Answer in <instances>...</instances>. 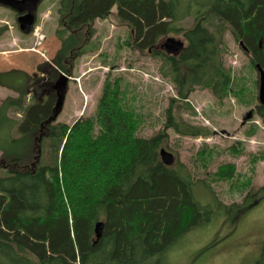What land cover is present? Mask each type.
<instances>
[{
    "label": "trees",
    "instance_id": "16d2710c",
    "mask_svg": "<svg viewBox=\"0 0 264 264\" xmlns=\"http://www.w3.org/2000/svg\"><path fill=\"white\" fill-rule=\"evenodd\" d=\"M114 8L118 25L129 30L125 46L159 59L162 78L176 91L162 128L150 137L137 135L143 113L126 101L121 79L105 81L94 117L72 125L53 120L55 72L73 77L95 21L110 17ZM188 17L193 19L189 27L174 25ZM57 19L60 49L47 72V95L25 105L23 90L28 82L35 84L36 76L16 69L0 72V78L14 75L22 84L16 87L19 97L0 107V167L6 174L0 177V264H148L163 258L212 217L211 209L197 202L186 167L177 158L169 167L161 161L169 132L209 135L184 122L175 107L188 109L191 94L206 90L218 104L231 97L240 106L254 102L264 127L258 80L239 76L224 60L229 33L247 54L251 71L256 74L258 65L264 72V0H188L185 8L180 0H60ZM172 34L185 44L170 56L156 46ZM6 103L22 114L19 120L8 116ZM228 150L239 153L233 146ZM197 155L209 157L204 149ZM257 161L253 157L252 163ZM220 173L231 178L235 165L220 167ZM99 222L104 227L97 239ZM255 264H264V246Z\"/></svg>",
    "mask_w": 264,
    "mask_h": 264
},
{
    "label": "rangeland",
    "instance_id": "374dc122",
    "mask_svg": "<svg viewBox=\"0 0 264 264\" xmlns=\"http://www.w3.org/2000/svg\"><path fill=\"white\" fill-rule=\"evenodd\" d=\"M187 1L180 0L184 8ZM59 2L42 0L33 31L28 35L19 31L14 12L0 6V72L16 69L36 76L35 84L28 82L23 90L25 105L33 97L40 101L48 93L47 72L54 66L53 59L60 49V41L54 34ZM114 13L115 8L107 19L95 21L94 36L85 48L86 53L75 61L73 77L55 72L59 76L56 82L62 76L69 80L57 122L72 125L78 118L94 117L105 81L113 84L121 79V85L127 89L126 101L143 113L137 135L150 137L162 128L164 110L177 97L176 91L162 78L159 59L125 46L129 30L118 25ZM192 22L188 17L174 25L189 27ZM36 30L43 34L44 40L32 50ZM169 38L185 44L181 36L172 34L161 38L156 47L164 51L163 45ZM224 41L228 51L224 56L226 65L239 72V76L250 75L258 80V74L249 68L247 54L229 33ZM14 78V75L0 78V107L9 98L19 97L21 89L16 87L22 84ZM187 102L194 115L184 105L175 107L174 113L191 126L207 129L209 135L203 138L169 132L164 149L186 167L195 184L197 202L208 206L212 217L210 222L188 231L163 258L153 257L148 264H255L264 246V127L256 115L254 102L240 106L231 97L218 104L209 91L200 89ZM5 105L10 108L7 113L12 120L21 118L20 112ZM252 129L254 133L248 136ZM232 146L239 150L237 155L228 150ZM201 149L206 155L209 153L207 159L197 155ZM253 157L258 159L256 163H252ZM229 163L235 165V174H230L231 178L221 173L218 176V169ZM5 175L0 167V177Z\"/></svg>",
    "mask_w": 264,
    "mask_h": 264
},
{
    "label": "water",
    "instance_id": "95a60500",
    "mask_svg": "<svg viewBox=\"0 0 264 264\" xmlns=\"http://www.w3.org/2000/svg\"><path fill=\"white\" fill-rule=\"evenodd\" d=\"M42 0H0V6L4 8H8L17 14V24L18 29L23 35L30 34L35 20H36V12L39 4ZM183 45L181 42L175 41L172 38L166 40L163 45L164 52L167 55H176L182 48ZM256 70L258 74V91L257 98L258 104L264 105V72L262 69L256 65ZM68 83V79L64 76L58 80L53 86V90L57 94V112L55 113L53 120H55L62 109V105L64 102V95L66 92V86ZM251 117V113L247 116V118ZM161 161L165 166H172L175 162V158L173 154L167 152L164 148L160 150ZM104 224L99 222L95 226V235L97 239H100L102 236Z\"/></svg>",
    "mask_w": 264,
    "mask_h": 264
},
{
    "label": "built area",
    "instance_id": "2783aa9c",
    "mask_svg": "<svg viewBox=\"0 0 264 264\" xmlns=\"http://www.w3.org/2000/svg\"><path fill=\"white\" fill-rule=\"evenodd\" d=\"M32 31H33V29H32ZM33 36L35 38V43H34V47L32 50H35L36 48H39L41 46V44L43 43L44 36L38 30H36L34 32Z\"/></svg>",
    "mask_w": 264,
    "mask_h": 264
},
{
    "label": "flooded vegetation",
    "instance_id": "af4514ba",
    "mask_svg": "<svg viewBox=\"0 0 264 264\" xmlns=\"http://www.w3.org/2000/svg\"><path fill=\"white\" fill-rule=\"evenodd\" d=\"M15 14V13H14ZM16 15V17L18 16L17 14H15Z\"/></svg>",
    "mask_w": 264,
    "mask_h": 264
}]
</instances>
